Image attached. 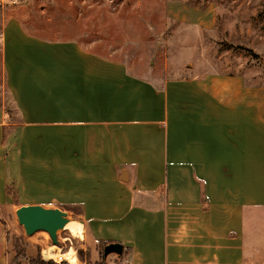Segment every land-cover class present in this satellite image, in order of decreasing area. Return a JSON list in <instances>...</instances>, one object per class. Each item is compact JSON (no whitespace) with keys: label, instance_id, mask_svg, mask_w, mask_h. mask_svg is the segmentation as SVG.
<instances>
[{"label":"crops","instance_id":"crops-1","mask_svg":"<svg viewBox=\"0 0 264 264\" xmlns=\"http://www.w3.org/2000/svg\"><path fill=\"white\" fill-rule=\"evenodd\" d=\"M0 50V218L15 188L30 197L18 207L81 208L89 247L123 245L113 264H264V85L224 71L153 83L13 15ZM13 255L1 238L0 264Z\"/></svg>","mask_w":264,"mask_h":264},{"label":"rangeland","instance_id":"rangeland-1","mask_svg":"<svg viewBox=\"0 0 264 264\" xmlns=\"http://www.w3.org/2000/svg\"><path fill=\"white\" fill-rule=\"evenodd\" d=\"M170 6L179 8L186 22L174 16ZM10 15L38 37L80 40L153 83H162L166 77L224 71L264 85V0H0V28ZM5 89L0 74L3 101ZM11 198L14 204L5 206L4 219L0 218L6 252L11 244L15 264H32L38 254L44 259L42 249L53 244L48 232L27 235L15 214L19 203L30 197L21 199L11 188ZM50 207L73 212L71 220L82 223L78 239L66 228L58 231L59 243L53 245L59 252L72 250L75 264H113L111 255L107 260L103 257L104 242H98L95 249L89 247L92 238L86 234L89 230L81 208ZM30 244H35L36 255L27 252ZM15 245L22 255L16 256ZM49 260L72 264L57 257Z\"/></svg>","mask_w":264,"mask_h":264},{"label":"water","instance_id":"water-1","mask_svg":"<svg viewBox=\"0 0 264 264\" xmlns=\"http://www.w3.org/2000/svg\"><path fill=\"white\" fill-rule=\"evenodd\" d=\"M18 223L24 228L27 235L39 230L48 232L53 244H58L57 233L75 218V213L64 211L58 207H44L39 204L21 205L15 210ZM123 245L120 242H109L103 246V256L114 254L120 257Z\"/></svg>","mask_w":264,"mask_h":264},{"label":"bare ground","instance_id":"bare-ground-1","mask_svg":"<svg viewBox=\"0 0 264 264\" xmlns=\"http://www.w3.org/2000/svg\"><path fill=\"white\" fill-rule=\"evenodd\" d=\"M66 229H68L71 234L76 238H80L82 235V223L81 222H76V221H72L70 220L65 227ZM42 256L44 259H49V258H60V259H66L69 262H71L73 264V262H76V258L74 255V252L72 250H68L66 252H59L56 248L55 245H47L46 247H44L42 249Z\"/></svg>","mask_w":264,"mask_h":264},{"label":"trees","instance_id":"trees-1","mask_svg":"<svg viewBox=\"0 0 264 264\" xmlns=\"http://www.w3.org/2000/svg\"><path fill=\"white\" fill-rule=\"evenodd\" d=\"M2 72L0 71V74ZM0 102H1V99H0ZM6 110V113H7V118L10 120V121H19L18 120V116H13L12 115V106L11 105H8L6 106L5 108ZM14 249H15V252H16V256H20L23 254L22 252V249L19 248L18 246H14ZM14 258V257H13ZM32 264H58L56 262H54L53 260H46V259H42V257L38 254L35 258H32ZM10 264H15V261L12 259Z\"/></svg>","mask_w":264,"mask_h":264},{"label":"clouds","instance_id":"clouds-1","mask_svg":"<svg viewBox=\"0 0 264 264\" xmlns=\"http://www.w3.org/2000/svg\"><path fill=\"white\" fill-rule=\"evenodd\" d=\"M73 264H75V262H73Z\"/></svg>","mask_w":264,"mask_h":264}]
</instances>
